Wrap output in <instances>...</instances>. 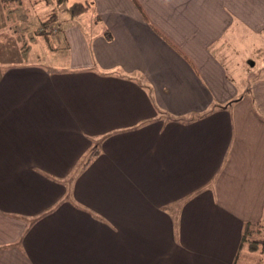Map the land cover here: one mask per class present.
<instances>
[{
    "label": "crops",
    "instance_id": "obj_1",
    "mask_svg": "<svg viewBox=\"0 0 264 264\" xmlns=\"http://www.w3.org/2000/svg\"><path fill=\"white\" fill-rule=\"evenodd\" d=\"M82 1L64 56L0 69V264H239L264 224V0Z\"/></svg>",
    "mask_w": 264,
    "mask_h": 264
},
{
    "label": "rangeland",
    "instance_id": "obj_2",
    "mask_svg": "<svg viewBox=\"0 0 264 264\" xmlns=\"http://www.w3.org/2000/svg\"><path fill=\"white\" fill-rule=\"evenodd\" d=\"M80 2L83 3L82 0H19L10 3L8 37L3 41L0 40V69L4 65L13 63L17 58L35 63L41 58V60L46 59L50 54L64 56L65 52L62 54L61 47L58 48V46L64 42L62 33L65 27L73 24L72 21L83 25L84 21L89 19L87 10L86 13L80 14L73 12V6L81 4ZM51 15H53V20L45 23ZM51 23L53 25L50 27ZM54 25H60L62 32L60 30L59 33H53L52 31L56 30ZM41 41H48L52 47L51 52H54L47 53V44H43ZM248 239L258 241L259 249L252 252L248 249V242H245L242 252L245 254L248 252L249 256L244 257L238 263L264 264V228L249 236Z\"/></svg>",
    "mask_w": 264,
    "mask_h": 264
},
{
    "label": "trees",
    "instance_id": "obj_3",
    "mask_svg": "<svg viewBox=\"0 0 264 264\" xmlns=\"http://www.w3.org/2000/svg\"><path fill=\"white\" fill-rule=\"evenodd\" d=\"M2 2H17L19 0H1ZM86 10V6L84 4H76L73 6V12L78 14L81 13L82 11ZM53 20V15H51L45 23L51 22ZM96 152H92L90 155V158L95 155ZM261 228H264V224H257V225H252L250 223H246L244 226V231H243V239H242V247L245 242H248V249L252 252H255L259 249V242L258 241H253L249 240L248 237L253 235L254 233L260 231ZM264 248V246H263Z\"/></svg>",
    "mask_w": 264,
    "mask_h": 264
}]
</instances>
